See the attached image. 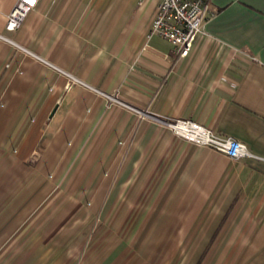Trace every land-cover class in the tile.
I'll use <instances>...</instances> for the list:
<instances>
[{"label":"crops","instance_id":"crops-1","mask_svg":"<svg viewBox=\"0 0 264 264\" xmlns=\"http://www.w3.org/2000/svg\"><path fill=\"white\" fill-rule=\"evenodd\" d=\"M16 1L0 0V235L28 252L16 264H122L133 246L106 231L131 225L164 264L204 250V264H264V0H210L183 57L147 37L157 0H38L9 30Z\"/></svg>","mask_w":264,"mask_h":264},{"label":"built area","instance_id":"built-area-1","mask_svg":"<svg viewBox=\"0 0 264 264\" xmlns=\"http://www.w3.org/2000/svg\"><path fill=\"white\" fill-rule=\"evenodd\" d=\"M37 2L38 0H17L6 16L5 27L9 30L17 28ZM209 6L210 0H157L147 37L156 34L165 38L171 42L173 51L178 57L186 56L201 31ZM168 125L180 136L197 144L208 145L233 160L247 156L257 157L236 138L214 133L205 126L189 120H175ZM180 126L185 132L177 129Z\"/></svg>","mask_w":264,"mask_h":264},{"label":"rangeland","instance_id":"rangeland-1","mask_svg":"<svg viewBox=\"0 0 264 264\" xmlns=\"http://www.w3.org/2000/svg\"><path fill=\"white\" fill-rule=\"evenodd\" d=\"M99 226L100 224H95L92 233H96L99 231ZM130 230L132 231V225L129 227L127 234H125V236L121 235V236H117V227L113 228L111 227L110 231H106V236H105V240L104 243H109L111 244V246H113V244L117 243V241L119 240V238L117 237H122L125 238V240L127 241V243L129 244V246H133L132 247V251L131 248L128 247L127 251L125 252L124 255V259L121 260L122 264H149L148 262L150 261V258L152 260H154L157 257L158 260V264H161L162 260H165L166 257L169 258L170 252H165V251H157V252H150V250H144V249H139L142 246H144V244L146 243V236L142 235V236H135L132 234H128L130 232ZM98 238L97 236L94 237V239ZM6 235L2 236L0 235V264H7V260L10 262V260L15 257L16 261L13 262L11 261L10 264H16V262L21 261V259L27 255V258L29 257L28 252L26 251H19L18 249L15 250H10L7 251L5 250V246H7V240H9V238L7 239ZM98 240V239H97ZM13 237H11V239L9 240L8 244L13 242ZM99 241V240H98ZM172 263L173 264H186V261L188 259V257L190 256V260L189 263L191 264L192 261L194 259L195 263L194 264H204L205 259L208 257L209 254H212V252H209L208 250H204L201 252L200 256L197 257L198 252H183V251H174L172 252ZM195 254V255H194ZM151 255V256H150ZM26 258V259H27ZM19 260V261H18ZM163 264L165 263V261H162ZM22 263V262H21ZM168 263V262H167ZM9 264V263H8ZM19 264V263H18ZM170 264V263H168Z\"/></svg>","mask_w":264,"mask_h":264},{"label":"bare ground","instance_id":"bare-ground-1","mask_svg":"<svg viewBox=\"0 0 264 264\" xmlns=\"http://www.w3.org/2000/svg\"><path fill=\"white\" fill-rule=\"evenodd\" d=\"M177 129L179 130V131H182V132H185V131H183V129H181V126L180 127H177ZM187 133H189V134H193V132H187Z\"/></svg>","mask_w":264,"mask_h":264}]
</instances>
